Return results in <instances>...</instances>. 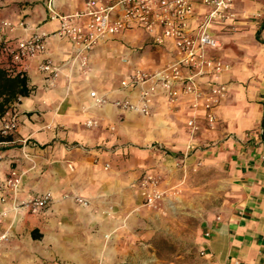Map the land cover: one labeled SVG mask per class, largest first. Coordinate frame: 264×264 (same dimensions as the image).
I'll list each match as a JSON object with an SVG mask.
<instances>
[{
  "label": "crops",
  "instance_id": "1",
  "mask_svg": "<svg viewBox=\"0 0 264 264\" xmlns=\"http://www.w3.org/2000/svg\"><path fill=\"white\" fill-rule=\"evenodd\" d=\"M85 2L52 0V10L71 15ZM206 11L196 3L190 29ZM233 12L211 28L220 46L206 49L229 70L198 78L203 89L227 86L214 128L200 110L190 129L189 96L170 106L159 86L150 115L111 103L137 99L142 86L121 84L133 70L177 58L169 39L154 46L141 29L123 31L92 47L84 65L75 42L50 35L53 85L37 70L40 58L9 71L0 49V111L18 113L16 130L0 135V264H264V0H233ZM51 13L48 0H0V48L52 33ZM149 51L160 58L148 69ZM91 91L108 103L95 104ZM88 120L97 124L86 127ZM12 169L22 174L15 194ZM146 173L179 190L165 216L143 203L138 180ZM45 193L51 201L37 213L10 210L13 196Z\"/></svg>",
  "mask_w": 264,
  "mask_h": 264
},
{
  "label": "built area",
  "instance_id": "2",
  "mask_svg": "<svg viewBox=\"0 0 264 264\" xmlns=\"http://www.w3.org/2000/svg\"><path fill=\"white\" fill-rule=\"evenodd\" d=\"M196 3L207 8L206 13L190 29V21L194 16ZM48 8L52 11L50 19L58 21V26L52 33L35 32L17 40L15 45L3 43L1 51L7 55L6 69H10L25 60L40 58L37 70L48 74L49 83L54 84L58 75V66L49 56H46V40L50 35L69 39L78 45L77 55H81L82 64H86V53L105 37L113 36L127 30L141 29L150 36L154 46L163 44L166 39L172 41L177 58L154 70L135 69L121 84L123 86H142L136 100L128 98L115 99L111 103L122 110L134 111L150 115L152 93L154 86H159L166 102L174 106L180 96L185 94L190 98L192 115L187 120L190 129L196 128V116L202 110L208 128H214L217 122V107L226 98L227 86L220 82H210L207 89L198 84V78L209 76L213 79L228 71L230 65L206 52V49L220 46L211 28L215 24H225L234 18L233 0H86L79 11L71 15L57 14L52 10V0H48ZM3 26L10 27L7 21ZM42 57V58H41ZM127 59L124 58L123 62ZM97 105L108 103L105 96L90 92ZM97 124L94 120L85 122L86 127ZM18 126V113L12 109L0 115V135L6 136L15 131ZM192 149L191 145L187 146ZM198 162L196 166H200ZM105 167H108L106 164ZM21 172L10 170L7 183L13 194L21 180ZM161 178L152 173H146L138 180L143 203L152 209L158 208L164 201L165 191L160 186ZM86 205L87 202L76 198ZM51 201V194L26 199L12 197L10 210L26 209L37 213ZM5 203L6 198L0 197ZM7 211L0 212V223ZM7 240L5 234L0 235V242ZM203 254V252H201ZM237 264V263H235Z\"/></svg>",
  "mask_w": 264,
  "mask_h": 264
},
{
  "label": "rangeland",
  "instance_id": "3",
  "mask_svg": "<svg viewBox=\"0 0 264 264\" xmlns=\"http://www.w3.org/2000/svg\"><path fill=\"white\" fill-rule=\"evenodd\" d=\"M146 59H145V65L146 68H151L149 67L151 64H154V59L156 60V62H158L159 60V55L158 54H154V52L149 51L146 53ZM202 166V164L200 165ZM199 166V167H200ZM165 191V198L164 201L160 204V206L158 208H154V211L159 212L161 215H166L168 213V207L173 205V201L176 197V195L178 194L179 190L177 189H165L162 188ZM199 256H202L201 251L198 252Z\"/></svg>",
  "mask_w": 264,
  "mask_h": 264
},
{
  "label": "trees",
  "instance_id": "4",
  "mask_svg": "<svg viewBox=\"0 0 264 264\" xmlns=\"http://www.w3.org/2000/svg\"><path fill=\"white\" fill-rule=\"evenodd\" d=\"M0 74H1V72H0ZM3 113V111H0V115Z\"/></svg>",
  "mask_w": 264,
  "mask_h": 264
}]
</instances>
